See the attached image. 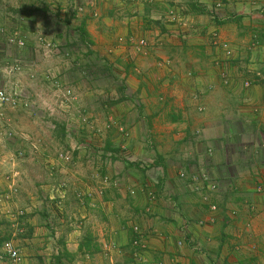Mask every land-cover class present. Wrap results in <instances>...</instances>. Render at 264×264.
I'll return each instance as SVG.
<instances>
[{
    "label": "crops",
    "instance_id": "crops-1",
    "mask_svg": "<svg viewBox=\"0 0 264 264\" xmlns=\"http://www.w3.org/2000/svg\"><path fill=\"white\" fill-rule=\"evenodd\" d=\"M85 1L94 6L90 18L100 16L96 24L106 30L101 39L114 37L107 54L118 62L132 56L137 78L114 106L116 122L131 135L120 136L117 148L107 140L116 163L111 170L100 168L98 189L94 163L81 168L77 153L71 167L60 160L61 170L52 169L54 177H66V185L54 187L59 190L50 205L57 209L53 216L44 219V211L34 222H23L34 227L20 248L23 264H52L60 254H66L63 264H264V0H218L220 9L216 0ZM52 3L0 0V30L19 32L28 47L37 16L31 10L40 5L53 16L47 10L59 8ZM90 18L86 30L93 35ZM4 39L0 35V44ZM219 43L231 46L230 59ZM23 50L9 48L0 66ZM138 63L155 73L142 77ZM0 77L11 81L1 67ZM163 82L165 93L158 90ZM101 107L105 115L114 108ZM120 147H127L130 161L120 159ZM22 156L19 161L31 167ZM141 158L143 164L133 163ZM23 169H16L20 177ZM205 174L218 185L214 193L195 191L189 179ZM87 233L99 252L90 255L85 246L79 251Z\"/></svg>",
    "mask_w": 264,
    "mask_h": 264
},
{
    "label": "rangeland",
    "instance_id": "rangeland-1",
    "mask_svg": "<svg viewBox=\"0 0 264 264\" xmlns=\"http://www.w3.org/2000/svg\"><path fill=\"white\" fill-rule=\"evenodd\" d=\"M52 1V5L59 8L57 10L52 7V10H47L53 13V16L47 14L46 9L40 5V8L31 10L37 15L34 30H29L27 34L31 45L23 51L11 54L22 63L21 75L19 77L16 75L17 79L9 77L10 82L0 77V88H6L16 100L15 105L5 107L0 123V219L10 224L9 227L5 225L0 228V235L12 234L13 241L21 249L28 244L22 235L34 233H30V229L34 227L30 224L23 225V222L25 220L34 222L44 211L46 218H43L48 219V216L54 215L52 212L57 211L50 206H54L53 201L58 200L56 190L59 188L54 187L56 185L64 187L67 181L66 177H54L55 173L61 170L57 166L64 162L68 163L65 164L66 167L68 165L71 167L72 154L77 153L76 157L81 155L84 160L79 162L81 168L94 163L93 180L98 189L100 168L111 170L116 163L113 161L111 151H106L107 140L112 141L117 148L121 142L120 136L130 138L131 135L130 130L116 122L117 111L114 106L124 96L125 91L131 92L128 84H131L130 80L133 77L137 78L134 76L137 73L135 66H131L132 56L129 61L128 58H124L118 62L116 57L107 54V47L113 46L114 37H110L111 33H108L109 41L101 39L103 33L101 29L104 27L96 24L100 16L94 18L91 14L90 18L91 11H88L89 7L85 0ZM124 1L126 3L130 0ZM98 3L100 7L102 4ZM79 4H85L84 13H77L75 7ZM41 12H45V16ZM58 14L70 16L60 17ZM89 18L91 24L95 25L91 26L93 35L86 30ZM83 30L86 31L89 41L84 42L81 39L80 32ZM39 37L45 41L44 45L38 44ZM48 43L52 44V47L47 48ZM137 65L140 67L138 68L140 74H143L142 77L150 78L154 71L150 72L148 66H141L139 63ZM157 82L159 81H156L155 86L158 88ZM164 84L165 82L160 84L161 88L158 89L160 92L166 89ZM169 84L168 89H171L173 84ZM157 102L159 98L158 100L154 98V103ZM125 103L131 105L132 101L129 104L128 101ZM104 105L114 107L108 115L99 112ZM62 128H65V134L60 131ZM153 130L157 132L159 129ZM122 147L120 154L124 155L127 153V147L125 149ZM148 147L150 151L155 150L153 145ZM19 154L26 155L33 168L26 165L25 160L19 161L23 159ZM41 154L50 159L41 160ZM60 155L63 158H60ZM85 156L88 157L83 159ZM120 159L124 162L128 160L125 155L120 156ZM143 162V158L133 161L135 164ZM18 166L21 169L25 168L24 176L20 177L19 171L16 170ZM53 168L56 172L52 171ZM109 170L106 172L110 173ZM80 192L84 194L82 190ZM8 193L11 194L10 199L7 198ZM69 199L70 202L74 200L72 196ZM81 199L83 200V196ZM26 204L31 208H27ZM38 220L40 222V219ZM39 225L44 226L45 223L41 221ZM49 229L52 230L50 224Z\"/></svg>",
    "mask_w": 264,
    "mask_h": 264
},
{
    "label": "built area",
    "instance_id": "built-area-1",
    "mask_svg": "<svg viewBox=\"0 0 264 264\" xmlns=\"http://www.w3.org/2000/svg\"><path fill=\"white\" fill-rule=\"evenodd\" d=\"M64 1L72 2L74 0H70V1L64 0ZM92 3H94V2H92ZM89 7H93V5H91V3H90ZM215 7H216V9H220L222 7V3L218 0H216ZM75 8H76L77 13H84L86 10L85 6L83 4H79ZM0 35L5 38L4 42L2 44H0V54H4L7 58L9 56V54H8L9 48L25 49L27 46L26 38L22 37L19 32H15L13 34H10L8 29L3 27L0 30ZM43 42L45 43L43 38L39 37L38 38V44L41 43V45H44ZM217 44H218V42L216 43V45ZM139 45L142 47H146L147 42L145 40H141ZM46 47L50 48V47H52V44L48 43V44H46ZM219 47L224 52L226 58L230 59L233 56V50L229 44L224 43V44L220 45V43H219ZM6 64H7L6 66H0V67H1L2 72L7 77H12V76L16 77V75L21 74L20 72L22 71V63L20 62L19 59L11 58L10 63L6 62ZM250 86H251L250 82L245 84L246 88H249ZM68 93H70V92H68ZM15 104H16V100L7 91V89L6 88H0V123H1L3 116H4L5 107L9 106V105H15ZM180 177L182 179H186L187 174L182 172L180 174ZM190 179L195 186V188H194L195 191H198V192L207 188L209 190V192L214 193L218 188V185L215 183H212L211 179L206 174L202 175V176L194 175L192 178L190 177ZM259 191H260V189H259ZM7 195H8L7 198L10 199L11 194L8 193ZM205 200H208V197H206ZM211 209L216 210V207L212 206ZM135 232H137V230ZM134 247H135V249H139L141 247V244L138 241H135ZM142 248H144V247H142ZM0 264H23V256H22L21 250H20L18 244L15 243V241L11 240V241L5 242L2 245V247L0 248Z\"/></svg>",
    "mask_w": 264,
    "mask_h": 264
},
{
    "label": "trees",
    "instance_id": "trees-1",
    "mask_svg": "<svg viewBox=\"0 0 264 264\" xmlns=\"http://www.w3.org/2000/svg\"><path fill=\"white\" fill-rule=\"evenodd\" d=\"M80 33H81V36H80L81 39L84 42H86L88 40V35L86 34V31L83 30ZM0 56H1V54H0ZM60 131H62V133L65 134V128L60 129ZM108 147H110V146L107 145V148ZM5 225L8 226V227L10 226V224H8L5 220L3 221V220L0 219V228H2ZM32 229H30V233H32ZM87 234L89 235V233H87ZM22 236L25 238V237L30 236V234L28 236L27 235L26 236L22 235ZM11 240H13L12 239V234H7L5 236H1L0 235V248L2 247V245L5 242L11 241ZM93 241H94V238L92 236L89 235V236L85 237V243H84V245L81 246V248H79L80 249L79 251L82 252L83 249H84L83 247L85 246L86 251L90 255L93 254V253L99 252V248L92 249V245H93L92 243H93ZM65 256H66V254H60L59 256L53 258L52 264H63V259H64Z\"/></svg>",
    "mask_w": 264,
    "mask_h": 264
},
{
    "label": "clouds",
    "instance_id": "clouds-1",
    "mask_svg": "<svg viewBox=\"0 0 264 264\" xmlns=\"http://www.w3.org/2000/svg\"><path fill=\"white\" fill-rule=\"evenodd\" d=\"M89 7V6H88ZM86 8V7H85ZM189 179H190V177H189Z\"/></svg>",
    "mask_w": 264,
    "mask_h": 264
}]
</instances>
